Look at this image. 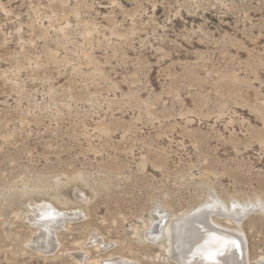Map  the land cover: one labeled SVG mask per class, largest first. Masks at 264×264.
Segmentation results:
<instances>
[{
  "label": "rangeland",
  "instance_id": "obj_1",
  "mask_svg": "<svg viewBox=\"0 0 264 264\" xmlns=\"http://www.w3.org/2000/svg\"><path fill=\"white\" fill-rule=\"evenodd\" d=\"M210 193L264 205V0H0V264H174L155 210ZM42 202L77 215L52 253Z\"/></svg>",
  "mask_w": 264,
  "mask_h": 264
},
{
  "label": "bare ground",
  "instance_id": "obj_2",
  "mask_svg": "<svg viewBox=\"0 0 264 264\" xmlns=\"http://www.w3.org/2000/svg\"><path fill=\"white\" fill-rule=\"evenodd\" d=\"M258 208L264 213L262 202L242 201L233 197L229 201H223L210 193L196 207L176 215L170 216L168 212L157 208V215L151 218L145 236L152 242H160L165 237L168 242V258L174 264H264V258L255 262L250 260L247 238L241 228L242 220ZM30 214V222L36 226L38 233L34 237L35 245L32 246L43 253L54 251L57 230L73 219V216H77L76 213H67L65 210L60 213L52 203L47 202L35 204ZM223 219L225 224L221 222ZM89 241L97 240L94 237ZM86 256V253L77 254V263L87 262ZM113 264L131 263L119 257Z\"/></svg>",
  "mask_w": 264,
  "mask_h": 264
}]
</instances>
